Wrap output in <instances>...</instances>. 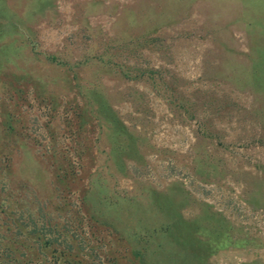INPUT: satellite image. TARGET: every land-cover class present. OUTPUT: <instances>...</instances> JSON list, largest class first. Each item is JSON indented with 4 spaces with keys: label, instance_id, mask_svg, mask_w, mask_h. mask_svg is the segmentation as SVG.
Here are the masks:
<instances>
[{
    "label": "rangeland",
    "instance_id": "374dc122",
    "mask_svg": "<svg viewBox=\"0 0 264 264\" xmlns=\"http://www.w3.org/2000/svg\"><path fill=\"white\" fill-rule=\"evenodd\" d=\"M0 264H264V0H0Z\"/></svg>",
    "mask_w": 264,
    "mask_h": 264
},
{
    "label": "crops",
    "instance_id": "0c3cea01",
    "mask_svg": "<svg viewBox=\"0 0 264 264\" xmlns=\"http://www.w3.org/2000/svg\"><path fill=\"white\" fill-rule=\"evenodd\" d=\"M45 3V2H44Z\"/></svg>",
    "mask_w": 264,
    "mask_h": 264
}]
</instances>
